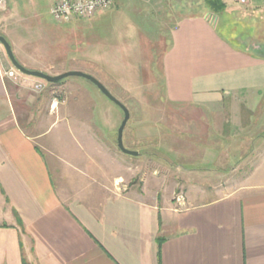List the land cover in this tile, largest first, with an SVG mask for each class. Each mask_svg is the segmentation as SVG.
I'll list each match as a JSON object with an SVG mask.
<instances>
[{"label": "crops", "instance_id": "0c3cea01", "mask_svg": "<svg viewBox=\"0 0 264 264\" xmlns=\"http://www.w3.org/2000/svg\"><path fill=\"white\" fill-rule=\"evenodd\" d=\"M143 1L172 10L174 28L162 31L167 47L152 69L163 77L165 105L181 116V127L204 140L190 144L198 164L178 169L211 181V190L188 192V206L102 194L87 166L69 164L82 156L69 146L71 132L57 134L54 147L39 143L67 121L51 96L61 83L20 72L16 82L3 78L14 67L0 50V264H264V0H220L219 18L207 0ZM146 10L141 16L151 23L160 16ZM87 45L72 68L47 71L17 60L51 76L110 64ZM44 102L50 110L36 119ZM94 121L77 120L74 138L98 137L88 132Z\"/></svg>", "mask_w": 264, "mask_h": 264}, {"label": "rangeland", "instance_id": "374dc122", "mask_svg": "<svg viewBox=\"0 0 264 264\" xmlns=\"http://www.w3.org/2000/svg\"><path fill=\"white\" fill-rule=\"evenodd\" d=\"M114 2V9L103 17L58 23L50 12L54 0H12L9 8L0 13V36L8 40L16 59L29 67H41L47 71L75 67L90 47L87 43L93 46V54L110 57L109 65L85 71L98 79L129 110L124 146L139 155H126L118 148V130L124 119L121 108L92 82L77 77L67 78L54 87L56 90L51 96L57 103L56 112L67 121L56 128L51 127L48 136L39 143L54 147L57 134L69 131L72 134L67 140L70 148L82 155L69 158V164L81 162L82 167L87 166L91 185L102 194H133L149 200L155 197L160 201L171 199L173 203L188 206L186 194L199 190L209 192L211 181L178 169L186 170L196 162L198 164L199 155L191 154L190 144L198 146L204 140L194 139L189 130L181 127V116L174 108L165 105L163 77L152 69V62L159 63L167 47L169 35L162 31L170 30L171 33L174 28L173 24L168 26V14H172V10L168 11L169 4L164 3L162 11L155 10L143 0ZM144 8L147 9L145 13L158 11L161 17L156 15L151 23L146 16H141ZM236 26L230 27L231 34L239 28ZM0 50L4 51L1 45ZM149 70H152L151 74ZM155 70L160 71V66L157 65ZM74 82H83L85 86H74ZM44 104L39 107L43 112L34 113L36 119L46 118L50 106ZM93 117L96 124L95 121L89 123L88 132L95 130L98 137L74 138L73 132H77L76 126L79 127L76 121ZM45 126L47 130L48 124ZM45 157L53 162L51 156L45 154Z\"/></svg>", "mask_w": 264, "mask_h": 264}, {"label": "built area", "instance_id": "2783aa9c", "mask_svg": "<svg viewBox=\"0 0 264 264\" xmlns=\"http://www.w3.org/2000/svg\"><path fill=\"white\" fill-rule=\"evenodd\" d=\"M12 0H0V13L8 8ZM248 0H240L242 4H246ZM114 0H54L51 8V15L58 23L70 22L74 19H90L97 17L110 11L113 7ZM2 76L5 79L16 82L20 73L12 68L3 71ZM42 84H37L34 88L35 92L43 90ZM180 202V199H177Z\"/></svg>", "mask_w": 264, "mask_h": 264}, {"label": "water", "instance_id": "95a60500", "mask_svg": "<svg viewBox=\"0 0 264 264\" xmlns=\"http://www.w3.org/2000/svg\"><path fill=\"white\" fill-rule=\"evenodd\" d=\"M0 45L4 48L13 67L18 72H20L21 74L25 76L37 78L49 84H58V83H61L63 80L70 78V77L84 78L92 82L109 100H111L113 103L119 106L121 110L123 111L124 119L118 130V141H117L118 148L121 150V152H123L126 155H130L134 157H137L139 155L138 152L129 151L124 146V130L126 128L127 123L130 120L129 110L127 109L125 105H123L119 100H117L98 79H96L92 75L86 74L81 71H69V72H65L57 76H51L41 71L29 70L18 62V60L15 57L12 46L10 45L8 40L3 36H0Z\"/></svg>", "mask_w": 264, "mask_h": 264}, {"label": "trees", "instance_id": "16d2710c", "mask_svg": "<svg viewBox=\"0 0 264 264\" xmlns=\"http://www.w3.org/2000/svg\"><path fill=\"white\" fill-rule=\"evenodd\" d=\"M207 5L213 10V12L218 16V18L223 17L221 15L224 13L225 7L220 0H207ZM24 264H27V262L24 261Z\"/></svg>", "mask_w": 264, "mask_h": 264}]
</instances>
